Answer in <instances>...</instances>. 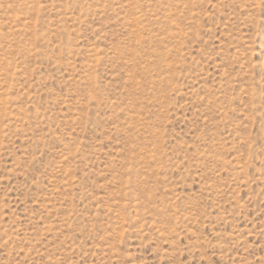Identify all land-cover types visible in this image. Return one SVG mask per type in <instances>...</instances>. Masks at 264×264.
I'll use <instances>...</instances> for the list:
<instances>
[{"label": "rangeland", "instance_id": "rangeland-1", "mask_svg": "<svg viewBox=\"0 0 264 264\" xmlns=\"http://www.w3.org/2000/svg\"><path fill=\"white\" fill-rule=\"evenodd\" d=\"M0 264H264V0H0Z\"/></svg>", "mask_w": 264, "mask_h": 264}]
</instances>
